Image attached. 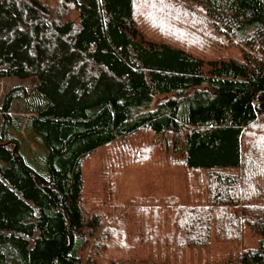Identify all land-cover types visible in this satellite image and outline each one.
<instances>
[{
  "label": "trees",
  "instance_id": "trees-1",
  "mask_svg": "<svg viewBox=\"0 0 264 264\" xmlns=\"http://www.w3.org/2000/svg\"><path fill=\"white\" fill-rule=\"evenodd\" d=\"M6 78L0 264H264V0H0Z\"/></svg>",
  "mask_w": 264,
  "mask_h": 264
},
{
  "label": "rangeland",
  "instance_id": "rangeland-1",
  "mask_svg": "<svg viewBox=\"0 0 264 264\" xmlns=\"http://www.w3.org/2000/svg\"><path fill=\"white\" fill-rule=\"evenodd\" d=\"M31 85L30 79H17V78H6L0 81V105L6 95V93L11 90L14 87L17 86H23L24 88H27L29 90V87ZM21 93L20 91H17L16 93ZM159 101V98L156 97L155 103ZM10 114L16 118V122L26 121L27 119V113L24 107V100L21 98H16L13 102L12 110ZM2 123V116L0 114V128ZM21 124V125H22ZM17 137L22 138L21 139V153L23 157L26 158V160L29 162V159H31V151L29 150L32 148L33 150L35 145L33 142H31V136L25 132L22 134L23 137H21L19 134H16ZM25 138V140H24ZM26 139H29L26 141ZM38 154L40 152H44L45 154V148L43 146H39ZM41 150V151H40ZM114 151V150H113ZM112 150H99L97 152V155L94 160H99L102 155H105L106 157H109L113 155ZM158 153V152H157ZM160 158H162V154L160 152L159 155ZM161 160H165L164 158L159 159L156 157L154 160H150L151 164L150 167L148 166H142L140 165L132 174V177L128 179V181H124L122 184V192L124 195V199L126 200L131 194L136 193L135 195L139 196L138 199H144L145 197H157V186L160 182L164 186H171L172 189L177 188V193L182 192V173L179 170H176L173 172L172 169H165L164 166L161 164ZM176 177V178H175ZM173 179V180H172ZM176 179V183H174ZM142 197V198H141Z\"/></svg>",
  "mask_w": 264,
  "mask_h": 264
}]
</instances>
